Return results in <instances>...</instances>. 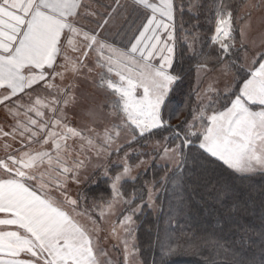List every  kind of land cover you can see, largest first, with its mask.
Masks as SVG:
<instances>
[{"label":"snow or ice","instance_id":"obj_1","mask_svg":"<svg viewBox=\"0 0 264 264\" xmlns=\"http://www.w3.org/2000/svg\"><path fill=\"white\" fill-rule=\"evenodd\" d=\"M198 7L196 0L189 11ZM262 9L264 0H245L239 6L244 15H234L231 3L217 0L211 39L220 52L215 58L203 56L197 72L206 75L218 62L223 87L213 86L219 79L210 83L204 90L207 102L173 125L178 114L171 96L183 80L175 66L182 3L0 0V106L11 120L7 129L0 127L5 153L0 157V264H114L104 247L109 238L121 248L120 264H143L138 259V214L145 206L155 210L157 189L169 184L167 226L162 233L157 230L159 260L152 264H175L172 257L197 247L182 244V234L170 226L201 188L227 209L226 225L234 221L233 211L250 213L257 198L264 211V48L249 49L246 38L252 12ZM237 21L244 23L237 26ZM129 32L124 44L121 38ZM196 38L184 36L190 49ZM89 80L107 92L106 102L84 112L90 124L74 126L68 112L79 103L81 82ZM197 99H202L199 92ZM149 146L151 152L141 151ZM144 155L148 160L139 159ZM113 156L121 170L110 174L100 161ZM132 159L138 162L130 163ZM149 160L159 161L164 174L126 196L125 179L135 181L133 172ZM89 166L102 168L111 182L101 220L117 206H127L104 236L93 218L95 202L82 207L80 195L69 192ZM219 169L253 183L241 190L222 178L212 182L209 177ZM80 216H87L93 227L82 224ZM259 235V255H245L243 244L214 240L209 243L222 259H205L204 264H264V215Z\"/></svg>","mask_w":264,"mask_h":264},{"label":"trees","instance_id":"obj_2","mask_svg":"<svg viewBox=\"0 0 264 264\" xmlns=\"http://www.w3.org/2000/svg\"><path fill=\"white\" fill-rule=\"evenodd\" d=\"M179 1L184 5V12L183 14L177 13L180 15L181 20L178 15L176 18L177 43L175 66L178 70L182 71L183 80L171 96L172 105L178 114V118H172L171 120L173 125H179L181 121L190 118V112L196 104L197 90H195L194 85L197 63L203 56L215 58L220 52L218 45H211V38L214 35L213 17L217 0H199V7L193 11H189V7L191 4H195L196 0ZM225 2L231 3L234 15H238L240 11L239 6L245 0H225ZM240 22L239 24L238 21L236 22L237 26L242 24ZM186 34L189 38H192L193 35L198 37L197 41L200 42L199 54L191 53L187 43L182 41V36ZM236 36L238 41L237 47H239V27H237ZM220 66L218 62L211 65L212 69ZM135 161L136 159H132V162ZM120 170V166H112L110 174ZM163 174L160 164L153 163L145 172L140 173L135 181H124L123 191L128 196L144 187V182H150L154 178L159 180V177ZM217 178H222L241 190L247 189L253 183V181L236 179L222 169L217 170L215 175L209 177L212 182H215ZM255 180L260 181V177H256ZM110 183L108 177L94 173L84 186L83 191H81L83 194L82 197L80 196L81 202H84L88 208H91L93 202H95L98 206L95 209L96 211L104 201L110 198ZM171 188L170 184L165 185L163 189L158 188L155 196L158 207L153 210L145 206L143 214H138L136 225V238L140 249L138 259L143 264H152L154 259L159 260L156 234L157 230L162 233L163 229L167 226L165 222L169 215L170 203L172 202ZM198 191L200 195H191L189 208L185 214L177 216L170 226L171 230L182 234L180 241L182 244L197 246L190 251L181 252L172 257L175 264H204L205 259L221 260L222 257L215 255V249L209 243L214 240H219L230 246H240L243 244L244 248L248 249L245 255L251 256L253 252L259 255L261 246V237L259 235L261 231V216L264 215V211L259 206V199L257 198L253 202L250 213H237L233 211L231 215L234 217V221H230L226 225L224 216L227 214V209L216 203L206 189L201 188ZM182 194L186 198H189L188 192H183Z\"/></svg>","mask_w":264,"mask_h":264},{"label":"rangeland","instance_id":"obj_3","mask_svg":"<svg viewBox=\"0 0 264 264\" xmlns=\"http://www.w3.org/2000/svg\"><path fill=\"white\" fill-rule=\"evenodd\" d=\"M253 2H256V0H253ZM105 3H111V2H110V0H105ZM177 3H181V2L179 0H177ZM195 9L196 8H192L191 11H193ZM263 10L264 9L252 12V17H251L252 28H251V30H246V32H247V37H246L247 38V47L249 49H252V50H260L261 48H264V44L261 43L262 41H264V16L262 14ZM245 11H247V10H245ZM177 13L179 14L180 12H177ZM238 15H244V12L239 11ZM178 17H179V19L181 18L180 15H178ZM239 22L240 21H238V24H239ZM118 23L123 24L124 22L118 21ZM137 23H138V21H137ZM241 23L243 24L244 21L240 22V24ZM134 30L135 29H133V31ZM214 32H215V24H214ZM131 35H132L131 32L127 33L124 37L121 38L122 42L124 44H127L129 42V37ZM189 40H191V38H189ZM197 40H198V37L196 38V40L193 43L194 51H193V49L189 48L191 53H194V54L200 53V45H199L200 42H198ZM182 41H184L188 45V42L185 41L184 36H182ZM212 44H214V43L211 42V45ZM241 62H242V59H241ZM220 67H218L216 69H212V71L206 75L204 73H200L198 75V72H196L194 88L197 91H196V104L194 106V109L198 105L207 102V97L205 95L204 90L208 88L210 83H213L214 81L219 79L220 83L219 84H213V86L218 87V88L223 87L224 77L221 75V73L219 71ZM68 79L69 80L71 79L70 75H69ZM92 80L98 81V78L95 74H92ZM198 92H199L200 96L202 97V99H200V100L197 99V93ZM76 94H77L79 103L73 111L68 112V115L70 118H73V125L74 126H76V125L84 126L85 124H90L91 121L89 120V118L86 115H84V112L89 107H97L98 108L99 105L104 104L106 102V98H107L108 94L104 90L97 88L95 86V84L92 83L91 80L81 82V87L76 90ZM207 95H211V93H208ZM104 119H105V123H108V124L111 123V119L109 117H107L106 114L104 116ZM10 123H11V120H10V118H7L5 116L4 110H0V127H5L7 129ZM18 146H19L18 144H15V143L13 144V147H18ZM32 147L36 150L40 149L39 144H33ZM137 147H139V146H137ZM141 151L151 152L152 149L149 146V147H145V148L141 149ZM4 155H5V153H4L3 149L0 148V157H3ZM121 155H123V153H121ZM139 159L148 160V156L147 155L139 156ZM115 161H116V157L113 156V157H111V159H106V160L100 161V163L101 164H107L109 169H110L112 166H120ZM136 162H138V161L136 160L135 162H132V160H130V163H136ZM153 163L160 164L159 161L149 160L146 165H142L140 168L135 169V171L133 172V175L137 177L140 173L145 172ZM102 172H103L102 168H94L92 166H89L86 170H82L81 175H80V182L78 184L70 185V188H69L70 194L73 196H76L79 193V195L82 197L83 194L81 193V191H83L84 186L91 179L92 175L94 173H98V174L102 175ZM128 180H131V179H127V178L125 179V181H128ZM52 194L56 195L55 193H52ZM100 207H103V204H101ZM100 207L96 211H94L93 218L96 219L99 226L104 229V232L101 233V235L104 236V235H107V232H108V230L112 224L118 223V219L122 216V214H124L127 206L123 205V204L117 206V208L115 209V213L106 215L105 218H103V220H101L100 215H99ZM83 217H86V216H83ZM79 221L81 223H86V222H88V218L79 219ZM87 226L89 227V224ZM121 235H123V233H121ZM117 244H118V241L115 239H111V238H109L104 244L105 249L109 253V258L114 261V264H120V261H122V259H123L122 254H121V248L116 247Z\"/></svg>","mask_w":264,"mask_h":264},{"label":"crops","instance_id":"obj_4","mask_svg":"<svg viewBox=\"0 0 264 264\" xmlns=\"http://www.w3.org/2000/svg\"><path fill=\"white\" fill-rule=\"evenodd\" d=\"M110 2H112V0H110ZM122 2H124V0H122ZM262 14H263V16H264V10L262 11ZM91 59H92V60L95 59L94 54L92 55ZM97 78H98V77H97ZM0 110H4L2 106H0ZM15 144H16V143H15ZM81 204H82V207L85 206V203H84V202H81ZM83 218H88V217H87V216H86V217H83V216L78 217V219H83ZM82 224H85L86 226L89 224V227H90V228L93 227V225L90 223L89 219H88V222H86V223H82Z\"/></svg>","mask_w":264,"mask_h":264}]
</instances>
